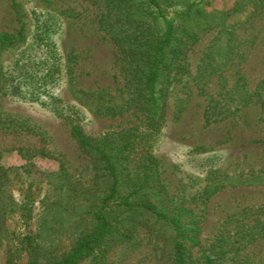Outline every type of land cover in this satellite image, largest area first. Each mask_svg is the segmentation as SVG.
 Here are the masks:
<instances>
[{
    "label": "rangeland",
    "instance_id": "1",
    "mask_svg": "<svg viewBox=\"0 0 264 264\" xmlns=\"http://www.w3.org/2000/svg\"><path fill=\"white\" fill-rule=\"evenodd\" d=\"M156 1L0 0V264L61 261L101 208L113 226L78 264H173L182 209L192 264H264V0ZM73 125L107 141L114 198Z\"/></svg>",
    "mask_w": 264,
    "mask_h": 264
},
{
    "label": "trees",
    "instance_id": "2",
    "mask_svg": "<svg viewBox=\"0 0 264 264\" xmlns=\"http://www.w3.org/2000/svg\"><path fill=\"white\" fill-rule=\"evenodd\" d=\"M153 3L155 6H159L156 0H147ZM189 10V9H187ZM231 12V11H230ZM229 12V13H230ZM173 32L172 23L167 27L165 32L163 33L160 41L158 42V46L155 47L156 54L152 59V68L146 78V87L149 94V97L155 99L156 85L158 79L161 74V65L164 63L165 57V48L169 45L172 37L171 34ZM188 38L192 41H196L198 39V35L192 34L189 32H184ZM15 41L14 35L9 32L0 33V44L1 45H10ZM23 71L24 69L21 68ZM71 134L73 138L77 141L82 150L91 156L99 163L105 166V169L108 171L112 179V185L110 189V194L108 195V200L115 197L119 189V173L117 169V162L113 159L111 154L106 150L107 141L104 140H92L86 136V134L80 129L78 126L73 125L71 127ZM264 143V140H261ZM156 160L152 158V162ZM145 180L148 177L147 170L143 176ZM140 188V187H139ZM138 191V190H137ZM136 191V192H137ZM135 192L127 195L120 203L125 205L128 208H144L154 213L156 216L169 219V215L157 208L150 201L142 200L138 202H132L131 198ZM184 215L183 209L179 210L174 216L170 219L173 222L177 240L175 244V253H174V263L173 264H192L193 254L191 251V247L196 243V240L193 236H190L189 232L197 233V226L188 225L187 222L182 219ZM96 218L99 222V227L93 231L90 235L82 238L77 246L61 261L50 263V264H78L83 258L90 254V252L101 242L103 237H105L106 233L110 231L113 224L107 219L103 214V208L97 211ZM122 233V232H120ZM122 235V234H120ZM209 259V258H206ZM30 264H36L35 262H31Z\"/></svg>",
    "mask_w": 264,
    "mask_h": 264
}]
</instances>
